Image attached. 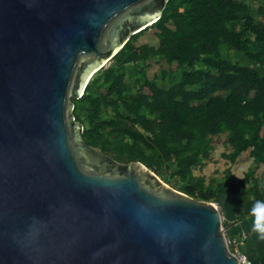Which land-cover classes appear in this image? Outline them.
Listing matches in <instances>:
<instances>
[{
  "label": "water",
  "instance_id": "obj_1",
  "mask_svg": "<svg viewBox=\"0 0 264 264\" xmlns=\"http://www.w3.org/2000/svg\"><path fill=\"white\" fill-rule=\"evenodd\" d=\"M169 0H0V264H238L223 216L84 140L73 99Z\"/></svg>",
  "mask_w": 264,
  "mask_h": 264
},
{
  "label": "trees",
  "instance_id": "obj_2",
  "mask_svg": "<svg viewBox=\"0 0 264 264\" xmlns=\"http://www.w3.org/2000/svg\"><path fill=\"white\" fill-rule=\"evenodd\" d=\"M150 29L159 44L137 45ZM152 60L170 68L151 78ZM73 102L85 142L118 162L140 161L199 200L264 199V0H169ZM223 134L224 158L234 164L249 151L253 164L243 177L230 166L221 177L197 175Z\"/></svg>",
  "mask_w": 264,
  "mask_h": 264
},
{
  "label": "rangeland",
  "instance_id": "obj_3",
  "mask_svg": "<svg viewBox=\"0 0 264 264\" xmlns=\"http://www.w3.org/2000/svg\"><path fill=\"white\" fill-rule=\"evenodd\" d=\"M256 7L259 6V3L254 2ZM157 30L150 29L141 35L140 39L137 42V45L141 44H150L157 46L159 44V40L157 37ZM129 61L136 62L134 57L130 58ZM151 67L149 68V75L151 78L154 77L155 74L160 73L163 69L170 68L166 61H158L152 60ZM215 151L212 154L211 159L208 161L206 167L202 170H196L195 173L197 175H205L208 179L213 177H221L224 174V171L227 167H231L233 172L238 177H243L245 172L251 167L253 164V159L249 155V151L244 152L237 160L236 163L232 164L227 159L224 158L223 153H227L231 150L230 146L227 143V137L225 134L214 137ZM258 174L261 175L264 173V165H261L258 170ZM214 203V202H213ZM220 209V205L218 203H214Z\"/></svg>",
  "mask_w": 264,
  "mask_h": 264
},
{
  "label": "crops",
  "instance_id": "obj_4",
  "mask_svg": "<svg viewBox=\"0 0 264 264\" xmlns=\"http://www.w3.org/2000/svg\"><path fill=\"white\" fill-rule=\"evenodd\" d=\"M253 201H246L237 196H222L220 211L226 223L227 234L239 235L246 233L247 239L240 250L251 257L256 264H264V241H260L251 232L252 217L249 209Z\"/></svg>",
  "mask_w": 264,
  "mask_h": 264
},
{
  "label": "clouds",
  "instance_id": "obj_5",
  "mask_svg": "<svg viewBox=\"0 0 264 264\" xmlns=\"http://www.w3.org/2000/svg\"><path fill=\"white\" fill-rule=\"evenodd\" d=\"M249 215L252 217L251 232L258 240L264 241V199H257L252 202ZM237 262L244 264L243 258Z\"/></svg>",
  "mask_w": 264,
  "mask_h": 264
},
{
  "label": "built area",
  "instance_id": "obj_6",
  "mask_svg": "<svg viewBox=\"0 0 264 264\" xmlns=\"http://www.w3.org/2000/svg\"><path fill=\"white\" fill-rule=\"evenodd\" d=\"M225 235L230 251L239 258V261L241 260V258H243L244 264H256L251 257L240 250V247L245 244V241L247 239L246 233H242L239 235H229L226 231Z\"/></svg>",
  "mask_w": 264,
  "mask_h": 264
},
{
  "label": "bare ground",
  "instance_id": "obj_7",
  "mask_svg": "<svg viewBox=\"0 0 264 264\" xmlns=\"http://www.w3.org/2000/svg\"><path fill=\"white\" fill-rule=\"evenodd\" d=\"M108 65V64H107ZM223 223H224V221H223ZM227 231V230H226Z\"/></svg>",
  "mask_w": 264,
  "mask_h": 264
}]
</instances>
